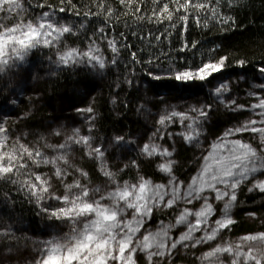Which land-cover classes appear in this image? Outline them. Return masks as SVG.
<instances>
[{"label": "snow or ice", "instance_id": "6c2138e0", "mask_svg": "<svg viewBox=\"0 0 264 264\" xmlns=\"http://www.w3.org/2000/svg\"><path fill=\"white\" fill-rule=\"evenodd\" d=\"M25 2L0 0V72L20 68L30 56L44 49L49 50L44 54L58 68L86 67L100 72L107 67L99 44L109 35L105 27H92L96 21L90 20L88 28L83 23L77 28L75 23L67 22L69 17L66 14L59 15L66 13L64 7L57 11L51 4L47 5L49 10L35 15L30 0H27V7ZM170 3L175 7H170ZM120 4L126 12L144 19V0H120ZM153 4L151 16L147 17L149 21L153 18L161 23L172 21L174 14L179 13L177 19L185 22L186 29L193 10L218 16L216 7L220 0H209V3L197 0L160 3V0H153ZM98 7L102 12L89 10L83 12V16L100 17L103 12L108 16L113 14L103 2ZM35 8L43 9L45 3L38 0ZM75 16H81V12L77 10ZM193 18L197 24L201 22L199 15ZM204 18L207 19V15ZM77 44L80 46L76 47ZM117 44L114 37L107 39L106 47L113 53L110 63L118 67L120 48ZM124 47L131 46L124 44ZM187 47L185 45L182 50ZM191 48L195 49L197 45L191 44ZM131 56L136 63L153 65L152 59L139 60L136 52ZM239 64L244 67L245 61L241 60ZM226 67L227 56L205 58L199 64L194 59L191 63L186 60L182 65L159 71L153 65L144 83L155 97L163 95L157 89L165 85L154 81L173 80L182 85L208 88L206 99L214 97L216 108L214 110L212 104L205 103L203 107L185 109L163 100L168 106L157 113L151 135L137 140L118 133L96 144L91 126L85 135L75 129L63 143L48 145L56 152L49 158L19 139L9 146V129L6 121H0V189L8 188L11 192L9 186H12L17 192L24 193L28 202L41 208V215L48 221L44 225V234H50L49 229L55 230L51 239L38 242L37 255L31 258L30 264H172L171 258L180 249L201 252L198 256L194 254L193 264L197 261L200 264H264V232L248 233L235 243L224 240L237 223L231 210L238 207V196L243 188L249 193L264 194V81L247 93L254 103L241 102L228 94L229 85L223 82ZM259 72L264 75V67ZM82 83V94H88L90 82L85 79ZM127 83L133 85L134 81L128 80ZM112 103L115 104L116 100ZM131 103V100L126 101L125 107ZM221 106L228 118L227 124L231 126H226L224 132L216 136L217 143L212 147L217 151L207 155L201 152L197 157L199 171L186 183L177 175L184 165L176 159L179 155L176 145L180 143L184 151L194 152L202 138L207 141L208 135L213 134L210 122ZM153 107L159 108V105ZM76 111L91 113L93 109L77 107ZM0 113L11 114L4 112V106H0ZM177 124L180 131H172L171 126ZM54 134L60 136L61 132ZM246 134L248 140L258 141L255 147L245 141ZM166 136L171 143L165 140ZM177 136L181 137L180 141L176 140ZM74 145L80 146L82 157L90 159L94 165L99 163L100 171L108 181L104 190L90 188L89 183L84 182L89 181V173L76 168L70 161L71 152L76 150ZM109 161H119L117 172L108 168ZM141 164L154 167L157 179L163 183H154L151 178L140 174ZM126 169L137 170L136 183L118 182L117 176L127 175ZM70 177L71 182H67ZM61 185L64 191H60ZM11 199L14 201L15 197ZM4 202L7 204L8 200ZM219 202L223 203L222 208L217 207ZM165 210H170L168 214L174 222L165 225L161 220L159 230L149 232L147 225L155 213ZM248 215L253 221L258 219L255 212ZM0 229V241L14 239L13 226L5 224L2 218ZM174 229L179 230L176 236L171 235ZM218 238L223 243H211ZM204 246L207 251L203 250ZM7 247L11 251L14 245ZM0 264H6L2 256Z\"/></svg>", "mask_w": 264, "mask_h": 264}, {"label": "trees", "instance_id": "16d2710c", "mask_svg": "<svg viewBox=\"0 0 264 264\" xmlns=\"http://www.w3.org/2000/svg\"><path fill=\"white\" fill-rule=\"evenodd\" d=\"M30 2L35 15L49 10L47 5L51 4L57 11L60 7H64L66 13L59 15L66 14L69 17L67 22L75 23L77 28L81 23L85 25V28H88L90 20L96 21L92 27H105V32L109 35L105 40L99 41V44L107 67L101 70L104 73V79L97 83L90 68H58L44 54L49 50L44 49L38 51L34 56H30L28 62L20 68H14L10 72H0V106H4V112H11L10 115L0 113V121H6L10 132L9 146L14 145L19 139L21 143L39 149L49 158L56 155L54 149L48 147L49 144L46 143L45 129H43L41 121H48L49 118L58 115L64 101L79 100L80 90H83L82 82L85 79L90 82L88 93L93 96L90 103L93 111L88 112L89 122L87 127H83V133L88 134V129L91 126L94 143L99 144L118 133L133 140L137 135L150 136L155 121L152 119L150 125L147 126L141 114L148 109L157 113L164 104L163 100L171 102L184 95H192L203 98L208 104H211L209 103L210 98L206 99L207 88L201 89L195 84L182 85L173 80L154 81V83L165 85L157 89L163 95L155 97L151 91L147 90V85L144 83L147 72L153 65L159 71L160 69L166 70L169 66L182 65L186 60L191 63L194 59L195 63L199 64L205 58L227 56L228 67L223 70V77L232 80L230 88L234 94L240 93L243 87L246 88V85H258L263 76L259 69L264 67V0H220L219 6L216 7L219 15L216 17L210 12L193 10L187 21L186 29L185 22L177 19L179 13L174 14L172 21L164 20L161 23L154 18L149 21L147 17L151 16V10L154 7L153 0H144V19H138L126 12L124 6L120 4V0H71V3L68 0H64L63 3L61 0H42L45 3L43 9L35 8L38 0H30ZM101 2L106 8L112 9L111 16H108L106 12H103L100 17L85 18L83 16V12L89 10L102 12L98 7ZM197 2L209 3V0H197ZM160 3H169V0H160ZM27 6L26 0L25 7ZM169 6L175 7L174 3H170ZM77 10L81 12L79 17L75 16ZM196 15L201 17L199 24L193 18ZM205 15H207V19L204 18ZM225 20L227 23L224 22ZM88 35L91 36L92 33L89 31ZM113 37L120 48V54L117 57L118 67L110 63L113 53L110 48L106 47L107 39ZM81 38L83 39V36ZM124 44L131 47L125 48ZM191 44H196L197 48H191ZM185 45L188 47L182 50ZM79 46V44L76 45V47ZM132 52H136L137 58L141 61L152 59L153 65L134 62L131 56ZM241 60L245 61L244 67H240ZM52 65L53 69H50ZM49 69L50 71H48ZM33 70V84L24 93V90L19 88L20 79ZM48 72L51 74L47 75ZM239 79H242L245 85L240 86ZM128 80H133L134 84L129 85ZM137 88L140 89L139 92H137ZM170 96L174 98L169 99ZM114 99L116 100L115 104L112 103ZM129 100L132 103L125 107V102ZM6 101L7 103H5ZM245 101L247 100H241V102ZM153 105H159V108L153 107ZM227 119L224 112L219 111L210 122L213 126V134L208 135L207 140H210L211 143L216 142V136L221 135L226 126H231L227 124ZM171 130L179 132L180 126L172 125ZM205 134L207 135V129H205ZM165 140L171 143L167 136ZM176 140L180 141L181 137L177 136ZM156 142L164 143V141L158 140ZM203 142L202 138L201 144L196 147L194 152L184 151L180 143H177L176 148L179 155L176 159L179 164L184 165L177 173L181 180L186 182L194 172L197 152L207 145H204ZM165 146L167 145L165 144ZM79 148L74 164L76 168L89 173V181L84 182L91 185L106 181L107 178L100 171L99 163L94 165L90 159L82 157ZM118 162L109 161L108 168L117 172L116 164ZM42 168L47 170L45 166ZM125 172L127 175L119 174L117 176L119 183L125 181L136 183L138 181L137 170L126 169ZM140 174L151 178L154 183H163L157 179L158 174L154 167H146L145 164H141ZM71 179L70 177L67 182H71ZM9 187L12 188L11 192L8 191V188L0 189V218L5 224L13 226L14 239L0 241V254H7L10 258L18 259L28 255L37 240L51 239L55 230L49 229L48 233L50 234H44V225L48 221L41 215V208L28 202L24 193L17 192L12 186ZM60 191H64L63 185L60 186ZM11 197H15V200L13 201ZM5 199L8 200L7 204L4 202ZM238 199L240 203L233 211V217L237 223L228 236L240 237L248 233L264 232V223H262L264 221V194L249 193L246 188H243ZM249 212H255L258 219L253 221L248 215ZM168 213L169 211H157L149 225L154 227L161 220L168 222L171 220ZM16 229L20 230L16 231ZM9 244L14 245L11 251L7 247ZM194 254L198 253L187 252L182 256L176 255L174 262L193 264Z\"/></svg>", "mask_w": 264, "mask_h": 264}, {"label": "rangeland", "instance_id": "374dc122", "mask_svg": "<svg viewBox=\"0 0 264 264\" xmlns=\"http://www.w3.org/2000/svg\"><path fill=\"white\" fill-rule=\"evenodd\" d=\"M53 69V65L50 67V69ZM75 68H79V67H75ZM50 69L48 71H50ZM91 69V68H90ZM93 72V75L97 81V83H100L103 79H104V73L102 71L98 72L96 69H91ZM34 70L32 72H30L28 75L23 76L21 80V83L19 85V88H22L24 91V93L26 92V90L33 84L34 81ZM51 73L48 72L47 75H50ZM260 81H264V75L260 78ZM224 83L229 85V89L230 92L228 94L232 95L234 98H238L240 101L246 99L247 101H251V102H255L254 99H251L250 97H248L247 93L252 92L256 89V87L258 85H253V84H249L246 85V88H242V91L238 94H234L231 91V84L233 83L231 79H224L223 81ZM240 84V86L245 85L244 81L242 79H239L238 81ZM21 86V87H20ZM207 90L209 91V89L207 88ZM83 90H80V99L74 102H70V101H64L61 110L59 111L58 115H55L54 118H49L48 121H41V124L43 125V129H45V133L44 136L46 138V143L49 145H55L57 142L63 143L68 136H71L73 131L75 129H78L81 133V135H85L83 133V127H87L88 122H89V114L87 111H76V108H82V109H87L90 107V103L91 100L93 98V96L91 94H82ZM243 93V95H242ZM24 95V94H23ZM199 102V103H198ZM205 103H207V101L203 98L200 97H196V96H192V95H184L182 96L180 99L177 100H172L171 102H168V104L172 105V106H179V108H188V107H203L205 105ZM209 103H211L213 105V109L215 110L216 108V103H215V98L211 97ZM168 105L163 104L162 107L159 109L158 112H163V110L167 107ZM222 112H225L223 106L220 107V110ZM157 112V113H158ZM157 113H154L152 111L145 110L142 112L141 117L144 121V123L149 126L152 119L155 121L156 117H157ZM246 119V117H245ZM49 125H51V127H49ZM61 132L60 136L55 135V132ZM141 136L143 135H137L136 139H139ZM246 142L252 143L253 146L255 147V145L258 143L257 140H248L247 139V134L244 137ZM217 143L216 142H212L210 140H207L206 142L204 141L203 144H207L205 147H203L202 149H200L197 152V157L200 156L201 152H203L205 155L212 153L214 151H217L216 149H213L212 145ZM79 145H74V148L76 149L75 151L71 152L70 155V161L71 162H75L77 160V149L79 148ZM211 162V161H210ZM198 164V160L196 162V167L194 169V172L192 173V175L187 179L186 183L190 181L191 177L196 176L197 172L199 171V168L197 167ZM108 184V181H102V182H98V183H94L89 185L90 188H100L101 190H104L106 185ZM191 207V206H189ZM217 207L222 208L223 207V203L219 202L217 204ZM235 208V207H234ZM234 208L231 210V213L233 215V211ZM165 211H170V210H165ZM193 219L194 218H190ZM170 222H174L173 217L171 216V220H169L168 222H164L165 225H167ZM150 224V223H149ZM147 225V229L149 232H155L157 230H159L160 228V222L158 224H156L154 227ZM179 230L178 229H174L173 232L171 233V235L176 236L178 235ZM197 235H199V233H197ZM241 237V236H240ZM240 237H229L228 234L226 236H224V240L228 241V242H232L235 243L239 240ZM41 240H37L36 244L31 247L30 252L28 253V255L20 257L18 259H14V258H10L8 257V255H2L0 254V256H2L5 261L6 264H30L31 258L35 255H37L36 253V248L38 246V242ZM211 243H223L222 240H220L219 238L217 239V241L211 242ZM204 251H207L208 248L207 246H204ZM187 252H193V253H198L196 256L201 255V252H199L198 250L195 249H180L178 252L174 253L173 257L171 258L172 264H181V263H176L174 262V257L176 255H184ZM196 263L200 264L199 261H197Z\"/></svg>", "mask_w": 264, "mask_h": 264}]
</instances>
